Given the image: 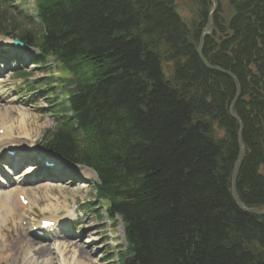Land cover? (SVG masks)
I'll list each match as a JSON object with an SVG mask.
<instances>
[{
  "label": "trees",
  "instance_id": "trees-1",
  "mask_svg": "<svg viewBox=\"0 0 264 264\" xmlns=\"http://www.w3.org/2000/svg\"><path fill=\"white\" fill-rule=\"evenodd\" d=\"M183 1L34 0L21 18L2 4L0 34L65 72L41 146L97 172L125 226L120 264H264V216L233 195L236 86L198 54L213 2ZM218 1L203 53L240 82L237 193L264 209V0Z\"/></svg>",
  "mask_w": 264,
  "mask_h": 264
},
{
  "label": "rangeland",
  "instance_id": "rangeland-1",
  "mask_svg": "<svg viewBox=\"0 0 264 264\" xmlns=\"http://www.w3.org/2000/svg\"><path fill=\"white\" fill-rule=\"evenodd\" d=\"M21 2L22 0H11L8 3L11 6L8 12L18 15L15 6ZM180 2L184 3L183 0ZM33 7L34 0H27V5L23 9L29 8L32 11ZM180 12L186 20L191 22V12L188 7L180 8ZM8 40L11 39L0 35V47L5 48L9 43ZM9 49L7 46L5 50ZM32 51L34 54L31 60L25 61L18 57L13 65L7 61L0 66V144H6V142L10 145L21 144L23 148H26L43 141L46 131L55 126V113L51 107L52 98H56V101H65L60 88L50 89L47 92L48 81L38 83L39 80L52 76L54 81L51 86H56L57 69L53 62L49 61L50 59L46 63L39 62L37 60L39 54L35 50ZM24 57L27 58V56ZM3 58L6 57L3 56ZM22 72L30 77V86L25 85L29 84L25 77H20ZM6 146L9 145L6 144L0 148L2 154ZM23 165L25 168L17 172H9L12 184L8 187L4 186L3 189L4 191H12L11 189L15 187L25 189L33 199L32 201L31 198L29 199L31 204L28 208L34 210L28 213L22 209V203H19L17 210L15 209L17 215L13 221L4 224L3 231H0V242L9 246V251H6L4 255H10L17 250L19 258L16 264H69V260L65 257H69L72 252L74 254L77 249V252L84 256L88 253V259H86L88 264H119L117 246L127 249L124 224L118 215L116 227L113 229L105 205L96 197L95 188L92 185L93 181L97 180L96 174L90 170L79 173V175L84 174L88 183L81 181L73 183L68 179L60 182L45 179L32 182V178L38 179L40 175L36 174L37 170L35 174L32 170L27 172L28 166L25 165L28 164ZM25 178L27 182L24 181ZM58 215L62 221L57 230L51 231L45 238L39 239L33 235L30 223L39 224L41 219ZM29 241L41 243L38 246L48 244L50 250L45 256H35L33 249H28ZM21 247H23L22 250L25 249L23 252L19 250ZM89 259L92 262L89 263ZM7 262L5 258L0 261V264H8Z\"/></svg>",
  "mask_w": 264,
  "mask_h": 264
},
{
  "label": "bare ground",
  "instance_id": "bare-ground-1",
  "mask_svg": "<svg viewBox=\"0 0 264 264\" xmlns=\"http://www.w3.org/2000/svg\"><path fill=\"white\" fill-rule=\"evenodd\" d=\"M2 48H4V47H2ZM12 49H9V52L10 53H12V52L14 54L18 53V51L15 48H12ZM11 50H12V52H11ZM30 53H31L30 51H23L21 56H23V57L24 56L30 57L31 56ZM7 135H10V134H7ZM241 137H242V135H241ZM238 141H239V136H238ZM241 142H242V139H241ZM242 144H243V142H242ZM1 146H3V145H1ZM1 146H0V148H1ZM17 146L20 147V145H17ZM243 147H244V144H243ZM28 148H30V147H28ZM28 148H26V149H28ZM6 150L7 149L4 150V153H5ZM14 150H18V149L15 148ZM244 152H245V147H244ZM13 162L16 163L17 161H12V163ZM25 166H28V168L26 169L27 171H30V170H33L34 169V167H32L31 165H25ZM60 166L63 167V168H67L69 174H74V172H78L79 173V171H78L79 168L72 167L71 165H66V163L60 164ZM7 172H8V170H7ZM3 176H5L6 179L9 178L8 175H3ZM232 178H233V175H232ZM3 179L4 178H2V175H1V178H0V181H1L0 182V231L1 230L3 231V226H4L5 223H7V222L8 223L9 222L11 223V221H13L14 217L17 215V211H16L17 210V207L19 206V203H21L20 200H19V198H18V196H17V194H16V191L18 189H21V188L20 187H16L14 189H11L12 191H8V190L7 191H4L5 189L2 188V186H3L2 185V181H4ZM79 179H81V176H79ZM81 180H83V178ZM7 181L10 184V182H11L10 181V178L7 179ZM25 193H26V195H28V198L30 199L31 197L29 196V194L26 191H25ZM26 199H27V197H26ZM30 200L32 201L33 199L31 198ZM27 244H28V249L29 250H32L33 249V253H34L33 255H35V256L37 255L38 257L45 256L48 253V251L50 250L48 244L38 246L41 243H33L32 241L31 242L29 241V243H27ZM0 246H1V248H0V261L2 259H5L6 258L7 261H8L7 262L8 264H16V262H17V260L19 258L18 251L17 250L16 251H13L10 255L9 254L8 255H6V254L4 255V253L6 251H9V246L6 245V244H3L2 242H0ZM73 247H75V246H73ZM22 249H23V247H21L19 250H21L23 252L25 249L24 250H22ZM74 249H76V247ZM71 250H72V248H71ZM26 251H28V250H26ZM63 251L65 252L66 250H63ZM65 258L69 260V264H88V263H86V259H88V253H85V256H84L80 252H77V249L75 250V253L74 254L72 252V254L69 255V257L67 256ZM90 261L92 262V260L89 259V263H90Z\"/></svg>",
  "mask_w": 264,
  "mask_h": 264
},
{
  "label": "water",
  "instance_id": "water-1",
  "mask_svg": "<svg viewBox=\"0 0 264 264\" xmlns=\"http://www.w3.org/2000/svg\"><path fill=\"white\" fill-rule=\"evenodd\" d=\"M212 1H213L214 6H213V9L211 10V12L209 14L206 28L202 32L200 43H199V47H198V54H199L202 62L209 69H212V70L227 74L228 76H230L233 79V81L235 83L236 93H235V96H234V98L232 100V103H231V106H230V113L236 120H238L240 122L241 129H240V133H239V154H238L235 166H234L233 178H232L233 194H234V197H235V199L237 201V204H238V206L240 207L241 210H243V211H245L247 213H256V214H259L260 216H264V210H262V209H260L258 207H253V208L245 207L244 204L242 203L238 193H237V180H238V176H239V173H240V170H241V166H242V163H243V160H244V156H245L244 155L245 154L244 147H243V144L241 142V135H242V132H243V124H242V121L240 120V118L234 112L235 105H236V103H237V101H238V99H239V97L241 95L240 82L237 79V77L233 73H231L230 71H228L226 69H223L221 67L212 65L206 59V57L204 56V53H203V47H204L205 39H206L207 35H211L212 32H213L212 19H213L214 15L217 12L218 7H219L218 0H212ZM14 45H16L17 47H25V44L20 42V41H14Z\"/></svg>",
  "mask_w": 264,
  "mask_h": 264
}]
</instances>
